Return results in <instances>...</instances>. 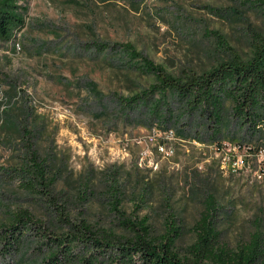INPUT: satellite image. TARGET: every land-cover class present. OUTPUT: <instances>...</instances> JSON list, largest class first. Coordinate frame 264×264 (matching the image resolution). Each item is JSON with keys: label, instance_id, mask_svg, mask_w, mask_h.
Segmentation results:
<instances>
[{"label": "rangeland", "instance_id": "obj_1", "mask_svg": "<svg viewBox=\"0 0 264 264\" xmlns=\"http://www.w3.org/2000/svg\"><path fill=\"white\" fill-rule=\"evenodd\" d=\"M261 2L19 0L26 26L0 42V236L20 209L47 231L66 230L52 202L7 172L32 145L57 176L53 201L71 221L128 236L116 205L125 218L146 219L153 238L173 223L181 231L175 252L184 256L213 197L222 209L219 245L239 252L256 237L264 263V150L182 138L134 113L127 118L119 98L144 91L154 76L120 50L94 46L130 43L175 76L203 73L234 55L251 57L254 40L264 37ZM2 246L0 239V264L39 262L34 238L11 256Z\"/></svg>", "mask_w": 264, "mask_h": 264}, {"label": "trees", "instance_id": "obj_2", "mask_svg": "<svg viewBox=\"0 0 264 264\" xmlns=\"http://www.w3.org/2000/svg\"><path fill=\"white\" fill-rule=\"evenodd\" d=\"M26 12L19 0H0L1 43L12 41L25 28ZM94 46L98 52L120 50L132 67L154 76V83L144 91L119 98L127 118L134 113L151 129L172 131L182 138L193 134L200 142L205 137L210 143H245L254 154L264 150V37L254 40L248 59L234 55L209 71H188L181 76L168 73L130 43ZM7 172L18 178L25 191L52 202L60 210L58 221L66 230L61 234L47 231L28 210L20 209L0 236L4 255L18 253L30 237L38 242L37 264H259L261 259L256 237L239 252L230 253L219 245L217 219L222 209L213 197L206 201L194 227L195 242L186 255L180 256L175 244L181 231L173 223L157 239L151 236L146 219L135 222L125 218L116 205L119 224L128 236L107 233L85 219L73 222L64 216L51 194L57 176H51L32 145L21 164Z\"/></svg>", "mask_w": 264, "mask_h": 264}, {"label": "built area", "instance_id": "obj_3", "mask_svg": "<svg viewBox=\"0 0 264 264\" xmlns=\"http://www.w3.org/2000/svg\"><path fill=\"white\" fill-rule=\"evenodd\" d=\"M16 45H17V48L20 49V44L19 43H16Z\"/></svg>", "mask_w": 264, "mask_h": 264}]
</instances>
